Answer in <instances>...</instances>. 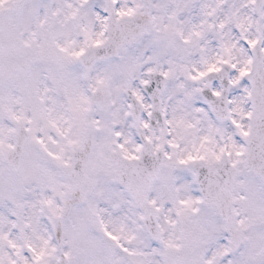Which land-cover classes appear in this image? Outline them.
I'll return each instance as SVG.
<instances>
[{
	"label": "snow or ice",
	"instance_id": "1",
	"mask_svg": "<svg viewBox=\"0 0 264 264\" xmlns=\"http://www.w3.org/2000/svg\"><path fill=\"white\" fill-rule=\"evenodd\" d=\"M0 264H264V0H0Z\"/></svg>",
	"mask_w": 264,
	"mask_h": 264
}]
</instances>
